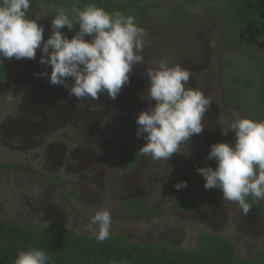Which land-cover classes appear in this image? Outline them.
<instances>
[{"label":"rangeland","instance_id":"obj_1","mask_svg":"<svg viewBox=\"0 0 264 264\" xmlns=\"http://www.w3.org/2000/svg\"><path fill=\"white\" fill-rule=\"evenodd\" d=\"M156 1L161 6L149 11L145 26H140L146 31L144 63L133 68L130 83L115 100L106 95L98 101L77 103L68 99L53 111V99L63 87L51 86L47 76L35 75L45 71L38 64L39 50L33 60L3 61L0 221L20 227L70 230L94 238L85 226L95 210L107 208L113 219L112 235L137 244L163 242L190 252L198 248V236L215 234L233 245L239 260H250L258 253L264 256V216L255 207L246 217L235 203L222 199L220 190H204L205 181L197 172L201 167L215 168V162L206 159L211 144L234 142L233 133L225 136L222 130L232 111L244 117L245 106L229 97V76L244 78L252 65L245 55L224 49L220 14L207 17L204 6L190 8L179 0ZM173 9L180 10L181 15L171 28L166 18ZM46 13L42 7L29 18ZM39 23L50 31L48 19ZM65 34L69 39L74 35ZM248 45L251 56L259 57L257 44ZM161 58L190 70L189 86L200 89L211 100L204 130L166 162L141 156L138 150L145 141L137 139L135 132L125 138L117 135L122 127L136 125L139 112L152 106L146 100L145 67H154L152 61ZM9 91L14 98L4 95ZM27 112L29 121L18 123L19 116ZM118 143L132 144L137 152L138 163L127 172L120 170L108 154ZM181 181H187V187L176 190L174 185ZM180 196H185L187 206L178 212L173 206ZM139 199L149 204L150 212L145 216L129 217L119 209L120 203ZM39 213L42 216L38 217ZM38 218L47 222V227L35 223Z\"/></svg>","mask_w":264,"mask_h":264},{"label":"clouds","instance_id":"obj_2","mask_svg":"<svg viewBox=\"0 0 264 264\" xmlns=\"http://www.w3.org/2000/svg\"><path fill=\"white\" fill-rule=\"evenodd\" d=\"M55 13L45 40V26L39 22L48 14L31 19V0H0V67L5 60H33L39 50L38 64L45 71L35 75L47 76L51 86L63 87L69 100L98 101L102 95L115 100L130 83L133 68L144 63L145 29L138 26L135 16L109 12L95 2L81 8L79 0H72L70 9L59 7ZM65 28L68 32L76 29L70 39L61 31ZM152 63L154 67H145L146 100L152 106L136 117L135 137L145 141L138 150L141 156L166 162L204 130L211 100L189 86L190 70L164 58ZM4 95L14 98L12 91ZM225 123L222 135L233 133L234 142L211 144L206 159L214 161L215 168L201 167L197 172L205 181L204 190H220L225 202L235 203L247 215L254 203L264 201V120L232 111ZM174 187L186 188L187 181ZM34 222L47 227L39 218ZM112 225L111 212L99 208L85 227L102 243L111 238ZM51 259L45 250L29 247L17 251L13 264H50Z\"/></svg>","mask_w":264,"mask_h":264},{"label":"trees","instance_id":"obj_3","mask_svg":"<svg viewBox=\"0 0 264 264\" xmlns=\"http://www.w3.org/2000/svg\"><path fill=\"white\" fill-rule=\"evenodd\" d=\"M179 1L183 6L190 8L204 6L207 17L218 14L222 16L220 32L225 34L224 49L245 55L252 65L244 78L239 75L229 76V97L245 106L242 110L244 117L264 120V0ZM89 2H95L97 6L109 12L119 10L125 15H133L139 26H145L149 11L157 10L161 6L156 0H79V6L83 8ZM71 6L72 0H31V13L39 12L44 7L49 15L46 19L51 23V16L56 14V8L70 9ZM180 15V10H171L166 18L167 26L174 28ZM61 31L66 32L67 29ZM75 31L76 29L72 31L73 34ZM49 35L50 31L45 30L44 39ZM249 42L257 44L259 57L251 56L248 50ZM4 73L5 69L0 67V83ZM136 127H122L117 133L118 138L133 134ZM108 154L124 172L131 170L138 163L136 149L129 143L112 145ZM161 206H164V202ZM186 206L185 196H180L173 209L181 212ZM255 207L258 213L264 216V203H254L245 216L250 217V212ZM119 209L129 217L138 218L150 212L149 204L144 199L122 202ZM197 244V249L187 252L163 242L137 244L123 236L114 235L102 243H97L95 238L78 236L70 230L20 227L0 221V264H13L17 251L27 250L29 247L45 250L52 258L50 264H264L262 253L250 260L237 259L233 245L215 234L198 236Z\"/></svg>","mask_w":264,"mask_h":264},{"label":"flooded vegetation","instance_id":"obj_4","mask_svg":"<svg viewBox=\"0 0 264 264\" xmlns=\"http://www.w3.org/2000/svg\"><path fill=\"white\" fill-rule=\"evenodd\" d=\"M125 87V86H124ZM123 88V87H122ZM54 110L53 111H55V110H58L60 107H62L63 106V103L64 102H66L67 100H68V98H67V94H66V90L64 89V88H62V91L60 92V95H58L57 96V98L56 97H54ZM73 101H76L75 99H72ZM77 102V101H76ZM80 102V101H79ZM79 102H77V103H79ZM82 102H84V101H82ZM78 106V105H77ZM77 110H78V108H77ZM29 119H30V117H28V112H27V114H25V113H23V115H21V116H19V120L17 119L16 121L18 122V123H25V122H27V120L29 121ZM16 121H15V123H16ZM20 121V122H19ZM13 125V124H12ZM19 125H22V124H19ZM14 126V125H13Z\"/></svg>","mask_w":264,"mask_h":264}]
</instances>
